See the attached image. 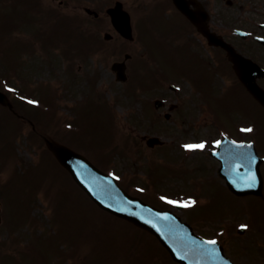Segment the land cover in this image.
<instances>
[{
  "label": "rangeland",
  "instance_id": "obj_1",
  "mask_svg": "<svg viewBox=\"0 0 264 264\" xmlns=\"http://www.w3.org/2000/svg\"><path fill=\"white\" fill-rule=\"evenodd\" d=\"M115 1L116 0H66V3H70L75 7L81 6L82 3H84L87 7H90L97 12L105 13L104 10L111 6ZM122 1L124 2L125 7L133 13L134 21L138 23L140 22L141 13H144V6L150 4L153 0ZM202 1L209 9L211 27L215 28L222 34L227 35L229 29L233 27H241L246 30H258L257 24L261 21L264 22V0H233L232 5H227L226 0ZM42 4L46 6L48 11L54 14L50 19L43 21L44 23L42 24L45 25V27H43V35L39 33V37L35 36L32 38V31L26 32L25 30L27 27L22 28V30H11L13 36L20 35L17 37H19L24 44L28 43L31 46L36 47V51L38 52H35V55H21V51L18 52L19 49H17V47H21L20 43L18 41H7L6 39H9V37H6V35L9 33L8 35L12 36V34L9 31L2 29L0 30V34L6 38H0V49L7 48V54L5 58L0 57V60L3 62L7 59L5 61V69L6 67L12 68L16 73H21L26 78L31 79L32 83L30 85H32V88L36 91L34 92V96H36L35 99L39 100L41 99L40 97H42L43 100L46 99L47 95L52 90V86H58L60 91L63 94H66L65 97L67 98V101L69 97L76 98L78 101L81 98L83 100L81 103H73L75 104L74 109L77 113L73 110V113L70 114V116L74 115L72 129H78L79 131L77 135L75 133L72 134L63 131V129H67L65 128L66 125L64 120L72 118L67 116L69 109L64 108L67 106H64L63 104L60 106V111L57 114H48V112L47 114L42 112L40 114L29 108L30 105H39L40 102L36 104V100L29 97L27 99L25 98L29 107L17 100L19 102L17 111L21 114H26V116L30 112L31 116L34 117L35 122H37L40 131L42 130L47 133V135L51 137L53 136L57 140H64L72 145L75 144L80 151L87 154L88 157L100 168H110V166H112L114 171H120L119 173L122 172L121 174L128 176L127 178L133 177L139 186L148 184L150 188L160 190L161 192L166 190L184 192L183 198L186 200L189 197L188 194H190L187 192H191L192 195L197 193L199 206L195 207V213L193 214V211H185L184 213L186 217H188V219L190 218L194 223L195 228L199 232H204L206 236L208 235L207 237L211 238L213 230L225 224L218 216H226L227 214L232 220V222H228L227 225L229 224L228 227H231L233 231H236L235 225H238V221L246 220L251 226L247 233L238 235L234 232L228 236L227 234L222 233V237L224 241H226V247L229 248L230 241L234 240L233 243L231 242L232 246L237 248L238 251H242V257L240 260L243 264H264V206L261 202L255 199L239 200L229 194H226V197L220 196L219 198L212 199V191L214 192L215 197L224 195L219 188V185L222 187L223 183L220 178L217 177L209 180L208 172L204 171L205 169L203 170L204 173H202L203 171H199L200 164H202L201 166L207 167L206 157L199 153L193 154L195 150H192L190 152V158L187 160L188 167L184 168V166L181 165L182 158L173 153L170 154V160H168L169 158H167L166 152L170 147L148 149L145 146L144 140L140 138L141 134H144L149 130V128L147 129L146 127L148 125V118L145 116L147 113L158 117L157 119L159 120V126H155L157 128L150 130L149 133H154V131L155 133H162L168 139V142H170L172 136L178 137L179 140L184 139L187 142L205 136L204 132H207V129L204 127L203 122L194 125L192 123L188 124V120L183 119V121L180 119L176 124L165 123V118L162 113L168 111L167 106H164L158 111H154L155 109L149 105V99L153 95H158L159 93L163 95L164 92L169 93V90H167L168 82L177 85L180 84L182 86L180 88L181 93L179 94H181L183 98L186 99L187 97L189 100H192L199 105H201L200 102L204 100L207 106H214L213 108L216 113H222L223 108L227 106L238 108L239 105L243 103V98L246 99V97H244L245 95L242 93L240 94L239 89L234 86L235 80H233L234 74L232 70L225 69L226 59L222 56V51L220 49L207 47L205 43L203 45V43L197 39L195 33L193 34L192 31H189L188 27L186 28L185 25L181 27L182 30H180L185 33H183V35L179 34V37L185 36L187 42L190 39L194 40L196 50H198L197 53L200 54V56L199 54L197 55L198 60L200 59L202 61L200 63V61L197 60L199 73L201 72L200 70L204 62H208L209 57L212 60L210 64L211 68H207L208 66L205 67L201 72V77L209 75L210 77L208 79L205 78V81L210 82L211 80V84H215L213 86L210 84V88H207L205 84L202 86V82H200V86H198L196 82L197 79L194 80V75L198 72H196L193 63L185 56L189 73H181V69L185 68L184 66H181V64L185 61L178 58L180 54L177 53L173 40H169L171 41V44L164 43V36H169L166 27L163 25H156L154 27L151 26L144 28L143 31L138 29V41L146 38L144 42L146 43V48L148 52H150L151 59L153 60L149 61L152 68V70L149 68V73L154 75L152 77V83L144 81L142 83H147L146 86L140 83L139 87L144 86L142 89L145 91L152 88L154 91L149 92V94L144 97L136 98V96H134V89L138 87L137 83H135L138 74L135 69L138 66L137 62L140 60V50L142 49V56L147 55V53L144 52L143 45L142 48H140L141 45H137L138 43L132 46L125 41L121 42L117 40L116 37L109 41L110 43L105 41L103 39V32L105 30L110 31V27L105 21V18H103L104 20L102 19L100 21L99 30L97 29L95 32L97 34L92 37L94 42L91 41L89 43L92 44L93 47L91 50L95 52H91V54H86L84 56L77 55L79 53H76V50L78 49V51L81 52L80 45H83L82 43L85 44V42L72 39V35L68 33L67 28L63 29L64 25L61 18L64 15L57 11V13L53 12L55 10L54 8L57 6L60 7L58 0H43ZM0 6L1 8H4L3 5ZM66 8L71 10L70 7H66L65 5L60 7V10L64 11ZM170 9L173 10L172 8H169V10ZM39 10L40 12L43 10L41 4ZM173 12L169 11L167 13L169 16L173 17L175 15ZM68 13L73 15L79 14L71 11H68ZM80 16H82V14ZM176 17L180 16L176 14ZM36 19L38 23H41L43 18L36 17L35 20ZM35 20L33 19V22ZM26 21H23L22 24L25 23L26 25ZM81 21L85 23L87 27L97 28V26H99L98 23L92 19L88 20L82 17ZM176 21L177 25L182 23L179 19ZM177 29L179 28H176V30ZM42 36H50V40L46 41L44 38V41H40V37ZM176 37L177 35L175 38ZM231 37H233L237 47L247 49L248 46V48H251V52L259 53V56L264 54V51L259 52L261 48L257 47V45H247L239 38L234 36ZM26 38L31 39L26 40ZM12 42H15L16 48L15 44ZM193 44L190 45L191 48L195 47ZM49 45L55 46L58 49L60 47H67L65 49H69L68 47L73 46L74 48L70 49L73 59L67 61V58L63 56V54L60 55L51 51H49V54H46V51L45 54L41 53L44 50L40 51L39 49H51L52 47ZM94 46H99V48H95ZM186 50V54H188V47H186ZM124 52L131 53L133 55V60L130 59L127 62L129 75L128 81L121 83L116 80L115 75L111 71L110 64L113 60H121L124 56ZM147 56L149 57V55ZM62 58L65 62V69L62 64ZM50 60H52L51 63ZM1 62L0 75L2 71H4V65ZM144 62L145 61L143 60L140 61L141 64H144ZM158 64L160 65L159 71L155 72L153 68H156ZM145 65H142L141 68H145ZM157 72H159L158 75L156 74ZM71 76H73V81L70 86L69 80L71 79ZM224 76L225 78H223ZM226 77L230 79V81L227 80ZM143 78L146 79V77ZM32 88L29 87L31 91L33 90ZM222 89L224 93H222ZM233 89L235 91L234 93H232ZM218 96H221L222 100L218 99ZM214 97L217 99H214ZM53 102L54 101H48L47 103L51 105ZM56 103L59 104V102ZM68 104L70 105V102H68ZM41 107L45 108L44 105ZM143 107H145V110ZM28 109L30 111H28ZM214 110L202 106L201 113L203 115L212 114V112H215ZM252 110L255 113L263 112L257 105H254ZM200 111L201 109L198 107H191V118L197 117L198 113L200 114ZM0 112L3 111L0 109ZM229 112H232L231 109ZM9 118L10 115H5V119L0 116V154L3 155V158L0 156V168H2V170H0V182L2 181L7 184V188L4 189V191L3 189L0 191V201H4L6 212L11 213L12 215L7 216L6 223L3 227H0V242H3L6 238L10 241L18 240L20 242H18V244H20L21 248L26 241L23 238L21 239V235L24 236V238L27 237V234H25L28 233L27 230L24 229L22 230L24 232H21L15 228L12 238H10L8 237L9 235H7V226H13L16 221V217L14 216L15 212L26 214L25 211L27 213L31 211V214L29 215H32L40 221L44 220V222H46L48 218L52 217V221H56L55 226L57 228L63 225L62 220L65 219L67 221L69 232L70 230L73 232L71 238H73L74 250L76 251L75 257L80 255L83 259L90 260V264H100L101 260H104L105 258L109 262L111 257L119 258L121 264H143V260L144 264H146L150 259H147V257L144 258L143 252H151L152 256L155 254L158 259L155 264H175L169 256L168 258L162 253V250H160L161 247L159 246V248L156 243L152 242V240H147L145 239L146 237H141L142 240L145 239L147 242L142 244L135 240L137 235L127 234L132 237L131 240L122 237L123 235L127 236L125 232L129 231L127 227L122 225L123 223H126L125 221L116 219L122 224H117L118 227L115 228L107 223L100 211L93 208L92 211H87L85 209L87 206L85 205V198L80 195L78 189L67 179L69 177L67 175L68 172L47 150L43 138L35 136L34 134V136L29 137L32 133L30 132L31 128L27 123L24 126L19 124L17 130L15 129L13 131L11 127L4 123ZM12 121L15 122V120ZM164 129H167V132ZM21 133L22 135L20 136ZM174 151L179 152V150ZM12 153L14 157L16 156L19 163L25 166V169L26 167H33L32 182L34 181L33 183L37 190H32L31 186H29L28 183L23 182V180L22 182H18L20 181L19 178L14 179L18 177L17 174L19 172L14 171L16 165L12 160ZM4 156L7 157V161L5 162ZM107 156H110L108 157L110 158L109 161H112L113 164H110L108 159L106 161ZM152 165L155 167H150ZM15 168H17V166ZM155 169L164 171V173H158ZM184 169H187L185 171L188 174L185 175L187 178L182 177ZM172 171L175 173H172ZM181 171L182 173L180 174L182 175H178L177 173ZM211 174H213V171ZM10 177H12V179ZM34 184H32V186L35 188ZM208 188L210 189V192L208 191ZM29 189H31L30 191L33 195H37L38 198L36 199L40 202L34 200L35 197L32 195L31 200H28L30 204H25V199H27L30 194L28 192ZM135 190L138 191L137 188ZM140 191L143 192L141 189ZM10 193H12L11 196L9 195ZM39 196L42 198V201ZM10 198H12V203L11 207H8L7 203ZM212 200L214 201L210 206ZM28 205H31L30 208ZM210 207L212 210L213 225L211 218H208L210 217ZM202 209L203 211L204 209L206 210V218H202L200 214ZM234 220L236 221L235 225H233ZM39 226L40 225L37 227L38 232L41 231ZM46 226L51 227V223H46L45 227ZM55 230L56 228L53 227L52 231L55 232ZM44 231L46 232L47 229ZM49 231L50 230L46 233H49ZM64 234L65 233L60 231L59 236L63 237ZM138 234L140 235V233ZM50 235H52V233H50ZM140 236L143 235L141 234ZM106 237H110V239ZM15 244H17V242L9 244L3 243L2 245L0 243V254L11 255L12 253H20L22 251V255L21 253H15L16 258L20 259L23 264H35V261L30 257H27V253H23V246L21 251L11 252L10 247ZM144 246L146 247L145 251H143ZM62 248L66 249L65 243L58 239L55 247L56 250L53 251L54 255L57 252L64 253ZM35 250H38L39 254H47V252H49V246L42 244L38 249L35 248ZM54 255H51V253L49 254V262H52L51 259L54 258Z\"/></svg>",
  "mask_w": 264,
  "mask_h": 264
},
{
  "label": "water",
  "instance_id": "obj_2",
  "mask_svg": "<svg viewBox=\"0 0 264 264\" xmlns=\"http://www.w3.org/2000/svg\"><path fill=\"white\" fill-rule=\"evenodd\" d=\"M176 1L179 8L193 19L204 34L209 36L211 42L224 46L220 40L218 41L207 33L204 25L205 18L202 15L199 14L197 17L194 14L191 15L190 11L185 8L184 0ZM109 12L112 14V21L117 26L128 23V15L122 11L121 4L118 3ZM228 52L231 59H234L237 63V67L239 66V69H246V74L244 69L243 74L247 76L249 73L246 68L248 66L247 62L233 53L231 49ZM241 79L247 83V87L264 104V92L259 90L255 84L250 83L247 77ZM0 101L7 103L2 94H0ZM48 143L49 148L56 154L59 161L68 168L75 180L98 204L155 234L160 242L169 248L174 258L181 261L182 264H231L224 259L222 253L214 245L206 244L205 241L197 236L195 237L189 226L180 222L171 212L159 211L142 200L129 196L118 186L111 175L100 172L91 162L77 152H73L55 142ZM237 169H239V166L235 170ZM231 183H233L231 188L240 194L248 193L251 190L255 193L259 192L254 191L250 184L242 185L243 183L239 184L238 182L234 184L235 181Z\"/></svg>",
  "mask_w": 264,
  "mask_h": 264
},
{
  "label": "snow or ice",
  "instance_id": "obj_3",
  "mask_svg": "<svg viewBox=\"0 0 264 264\" xmlns=\"http://www.w3.org/2000/svg\"><path fill=\"white\" fill-rule=\"evenodd\" d=\"M245 131H252V129H250V128L249 129H245ZM185 147L187 149L191 150V149H196V148H203L204 145L203 144H195V145H186ZM168 203H176V202L175 201H168ZM193 203H194V201L181 204L180 206L181 207H190ZM205 243L214 245V244H216V241L215 240H209V241H205Z\"/></svg>",
  "mask_w": 264,
  "mask_h": 264
}]
</instances>
